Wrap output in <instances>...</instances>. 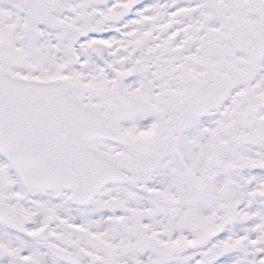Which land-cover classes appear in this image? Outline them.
<instances>
[{
  "label": "snow or ice",
  "instance_id": "6c2138e0",
  "mask_svg": "<svg viewBox=\"0 0 264 264\" xmlns=\"http://www.w3.org/2000/svg\"><path fill=\"white\" fill-rule=\"evenodd\" d=\"M0 264H264V0H0Z\"/></svg>",
  "mask_w": 264,
  "mask_h": 264
}]
</instances>
